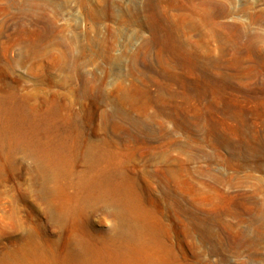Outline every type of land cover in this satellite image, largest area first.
Segmentation results:
<instances>
[{
    "label": "rangeland",
    "instance_id": "1",
    "mask_svg": "<svg viewBox=\"0 0 264 264\" xmlns=\"http://www.w3.org/2000/svg\"><path fill=\"white\" fill-rule=\"evenodd\" d=\"M0 264H264V0H0Z\"/></svg>",
    "mask_w": 264,
    "mask_h": 264
},
{
    "label": "bare ground",
    "instance_id": "2",
    "mask_svg": "<svg viewBox=\"0 0 264 264\" xmlns=\"http://www.w3.org/2000/svg\"><path fill=\"white\" fill-rule=\"evenodd\" d=\"M161 98H158L156 100H154L152 97L147 96L145 94H139V95H135L134 97H131V99H129V102L132 106H134L135 108L138 107L139 105H143V106H148V107H153L156 104V101L160 100ZM163 101V100H162ZM153 105V106H152ZM161 116H166L165 112H161L160 113ZM158 114V116L160 115ZM221 147H223L224 149H228L229 145L227 142H221L220 143ZM232 159L230 158L229 160H226V163L228 166H231V161ZM217 182H224L223 179H221L220 177H216ZM200 185H204V183H200Z\"/></svg>",
    "mask_w": 264,
    "mask_h": 264
}]
</instances>
